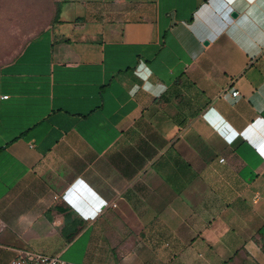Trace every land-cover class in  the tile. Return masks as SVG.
<instances>
[{
  "label": "crops",
  "instance_id": "crops-1",
  "mask_svg": "<svg viewBox=\"0 0 264 264\" xmlns=\"http://www.w3.org/2000/svg\"><path fill=\"white\" fill-rule=\"evenodd\" d=\"M0 25V264H264V0H0Z\"/></svg>",
  "mask_w": 264,
  "mask_h": 264
},
{
  "label": "built area",
  "instance_id": "built-area-1",
  "mask_svg": "<svg viewBox=\"0 0 264 264\" xmlns=\"http://www.w3.org/2000/svg\"><path fill=\"white\" fill-rule=\"evenodd\" d=\"M238 95H239L238 91L232 93L233 97H237ZM221 161L223 162L224 160L222 159ZM113 207H116V205L113 204ZM8 264H76V263L68 262L55 256H48L38 253H28L25 255H18L17 257L13 258Z\"/></svg>",
  "mask_w": 264,
  "mask_h": 264
},
{
  "label": "rangeland",
  "instance_id": "rangeland-1",
  "mask_svg": "<svg viewBox=\"0 0 264 264\" xmlns=\"http://www.w3.org/2000/svg\"><path fill=\"white\" fill-rule=\"evenodd\" d=\"M10 36L11 33L7 31L6 26L0 25V51H3V49H6V51H13L15 47H18L20 41L13 40ZM12 58V55L0 54V64L8 62Z\"/></svg>",
  "mask_w": 264,
  "mask_h": 264
},
{
  "label": "water",
  "instance_id": "water-1",
  "mask_svg": "<svg viewBox=\"0 0 264 264\" xmlns=\"http://www.w3.org/2000/svg\"><path fill=\"white\" fill-rule=\"evenodd\" d=\"M234 15H235V13H234Z\"/></svg>",
  "mask_w": 264,
  "mask_h": 264
}]
</instances>
